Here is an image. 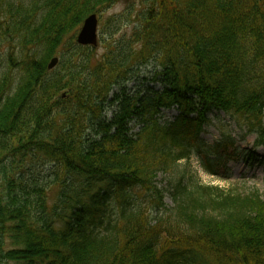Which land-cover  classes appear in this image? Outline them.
<instances>
[{"label": "trees", "instance_id": "trees-1", "mask_svg": "<svg viewBox=\"0 0 264 264\" xmlns=\"http://www.w3.org/2000/svg\"><path fill=\"white\" fill-rule=\"evenodd\" d=\"M121 1L0 0L19 67L0 71V262L264 264V198L175 171L207 110L264 147V0H142L129 35L100 56L75 43L47 74L88 15Z\"/></svg>", "mask_w": 264, "mask_h": 264}, {"label": "rangeland", "instance_id": "rangeland-1", "mask_svg": "<svg viewBox=\"0 0 264 264\" xmlns=\"http://www.w3.org/2000/svg\"><path fill=\"white\" fill-rule=\"evenodd\" d=\"M28 1V0H23ZM142 5V0H128V1H121L117 2L111 7H109L107 10H105L100 15V19L98 20V45L97 48V55L100 56L103 52L104 45L103 43L114 41L117 42L118 40L123 39V37H126L129 35V32L131 31V27L133 23L135 22V15L139 13ZM129 13V14H128ZM113 16H117V18L121 22V26L119 27L118 32L112 36L108 37V35L105 33L107 30L105 28V20L107 18H111ZM121 17V18H120ZM130 18V19H128ZM4 17L1 15L0 12V21H2ZM104 28V30H103ZM102 31H105L101 33ZM100 40H102L100 42ZM8 48H13V51H15L16 47L14 45V42L11 38V35L2 36L0 33V71H3L6 67V55L5 52ZM19 53V52H18ZM16 54V56H19V54ZM150 67H148L149 69ZM147 69H144L143 72H145ZM13 74H16L13 72ZM129 86H132V83H129ZM168 114V112H167ZM224 121H228L227 118H225ZM230 130L232 133V136L238 137L239 131L235 129V125L230 122ZM210 133L203 135V138H206L207 140H212L213 136L211 134H214L216 138L219 137V132L215 128H209ZM254 136L248 135L244 141L239 142L237 140V145L241 147V153L243 150H248L252 147ZM258 156V157H256ZM263 156V152L261 148H258L255 153H253V157L251 158V161L248 162L245 157H242L241 155L237 157H228L227 164L225 168L226 171L222 168H219L218 173L209 174L204 169L202 164L199 162L198 159L193 158L190 162L187 161H180L178 164L180 166V170L185 172L187 175H195L201 182L205 184L210 185H216L218 187H221L223 189H232V190H238L242 194H249L253 191H257L262 198H264V163L261 162L260 164H255L256 162H260V158ZM37 164V163H36ZM187 165V167L185 166ZM157 180L159 181V186H168L165 182H168V178H165L164 174H160L157 176ZM164 204L168 205L169 207L172 206L171 200L168 196H165L163 199ZM151 215L154 216V213H151ZM0 264H5L0 262Z\"/></svg>", "mask_w": 264, "mask_h": 264}, {"label": "bare ground", "instance_id": "bare-ground-1", "mask_svg": "<svg viewBox=\"0 0 264 264\" xmlns=\"http://www.w3.org/2000/svg\"><path fill=\"white\" fill-rule=\"evenodd\" d=\"M91 15H95V17H96V20L98 21L99 19H100V15H98V14H90L89 15V17L91 16ZM112 19V18H111ZM111 19L110 18H107L106 20H105V22H104V24H105V28H106V32L105 31H102L101 33H103V32H105L107 35H108V37H109V34L112 32L111 31V29H112V27H113V25H114V22L112 21L111 22ZM111 22V23H110ZM110 25V26H109ZM9 29H1V31H0V33L2 34V36H7V35H9L10 33V31H8ZM103 30H104V28H103ZM109 31H111V32H109ZM109 32V33H108ZM115 33H117V30H116V32ZM114 33V34H115ZM77 37H78V32H77V34H75V41L73 42V44H71V42H70V44H67L66 42H67V40H68V37L65 39V41H64V43H63V45L62 46H60V48H61V53L60 54H58V55H56V56H53V57H50L49 59H48V61H47V64H46V71H47V74H52V73H60V74H63L64 73V70L60 67V63L62 62L63 64H64V61H66L67 59H69L70 58V54L72 53V50L74 49V47H75V45H80V43L77 41ZM97 40H99L98 39V34L96 35V41ZM75 43H77V44H75ZM6 62V61H5ZM17 65L16 64H14L13 63V66L11 65V64H8V66H7V63H6V67H5V69L7 68H9L10 67V71H12V73L13 72H15V73H17V71H18V68L19 67H16ZM5 69H3V70H5ZM61 70L63 71V72H61ZM49 94H51V92H49ZM64 95H65V93L64 92H62V97H64ZM54 101H55V99L53 100V101H49L48 103H50V104H53L54 103ZM46 102V101H45ZM41 133V132H40ZM46 133H47V131H45L44 132V134H43V136L41 137V138H43V137H46ZM31 175L32 176H34L35 177V179H37V178H40L41 176H40V174L38 173V172H35V171H33L32 173H31Z\"/></svg>", "mask_w": 264, "mask_h": 264}, {"label": "water", "instance_id": "water-1", "mask_svg": "<svg viewBox=\"0 0 264 264\" xmlns=\"http://www.w3.org/2000/svg\"><path fill=\"white\" fill-rule=\"evenodd\" d=\"M97 20L95 15L86 18L77 37L80 44H96Z\"/></svg>", "mask_w": 264, "mask_h": 264}]
</instances>
